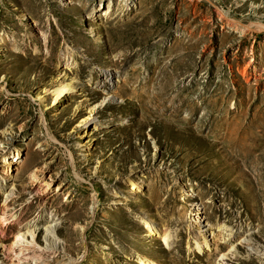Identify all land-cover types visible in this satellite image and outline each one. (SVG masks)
<instances>
[{"label": "rangeland", "instance_id": "374dc122", "mask_svg": "<svg viewBox=\"0 0 264 264\" xmlns=\"http://www.w3.org/2000/svg\"><path fill=\"white\" fill-rule=\"evenodd\" d=\"M263 113L264 0H0V264H264Z\"/></svg>", "mask_w": 264, "mask_h": 264}, {"label": "bare ground", "instance_id": "6f19581e", "mask_svg": "<svg viewBox=\"0 0 264 264\" xmlns=\"http://www.w3.org/2000/svg\"><path fill=\"white\" fill-rule=\"evenodd\" d=\"M112 76H109L108 75V73L107 74H105V77H103V79L104 80H106V82H111V80H112V78H111ZM69 88H70V85L69 84H61V85H57V86H55L52 90H50L48 93H49V95L50 96H52V106H55V105H58L59 104V98L62 96V95H64V94H68L67 92H69L68 90H69ZM37 99L39 100V102L40 103H42L43 102V97H37ZM263 116H264V113H263ZM248 128H251V127H245V126H243V127H240V129L241 130H243L244 131V129H246L247 131H248ZM88 132H90V128H88V125L87 124H84L83 125V128H82V133L83 134H86V133H88ZM239 132V131H238ZM236 138V137H235ZM88 149V147H84L83 148V150H87ZM2 161L5 163V166L6 167H10V159L6 156H3L2 157ZM15 161H19V157L17 156V158L15 159ZM12 162V161H11ZM7 169H6V174H7ZM5 172V171H4ZM33 177V176H32ZM2 180H3V183H5V178H3L2 177ZM54 197V196H53ZM144 215V214H143ZM144 218V216H142V220L144 221V223L146 224L147 223V220H144L143 219ZM199 221H200V219H198ZM35 222L34 221H32V223H30L31 225L32 224H34ZM48 232L50 233H52V229L54 228V223L53 222H51V220H50V222L48 223ZM149 229H150V231H151V234H153V233H155V232H158V230L156 229V228H153L152 229V225L151 224H149ZM47 230V229H46ZM152 231H153V233H152ZM47 232V231H46ZM162 233V238H163V240L165 241L166 240V238H167V234H165V232L163 231V232H161ZM30 234H32L31 232H30ZM51 235H53V233L51 234ZM17 236V240H18V238H20V237H18L19 235H16ZM49 236V235H48ZM50 237V236H49ZM204 243V246H206V242H203ZM144 262V264H155L154 262H152V261H150V260H144L143 261Z\"/></svg>", "mask_w": 264, "mask_h": 264}]
</instances>
